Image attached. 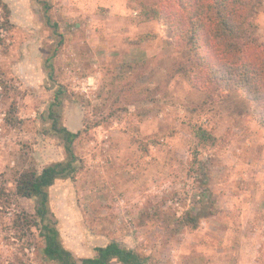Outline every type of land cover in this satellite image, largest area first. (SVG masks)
<instances>
[{"label": "rangeland", "instance_id": "1", "mask_svg": "<svg viewBox=\"0 0 264 264\" xmlns=\"http://www.w3.org/2000/svg\"><path fill=\"white\" fill-rule=\"evenodd\" d=\"M139 1L0 0V264H55L40 228L15 227L34 201L12 195L17 171L64 159L50 110L79 133L77 174L48 190L75 259L114 241L144 264H264V129L243 96L207 102L169 75L189 53ZM250 20L264 46V0ZM186 213L196 228L179 224Z\"/></svg>", "mask_w": 264, "mask_h": 264}, {"label": "trees", "instance_id": "2", "mask_svg": "<svg viewBox=\"0 0 264 264\" xmlns=\"http://www.w3.org/2000/svg\"><path fill=\"white\" fill-rule=\"evenodd\" d=\"M261 3L262 0H143L138 3V11L144 21L165 19L174 46L188 51L189 56L170 71L171 77L181 75L204 90L207 102L213 101L216 91L243 96L250 104L255 122L264 129V46L254 38L250 20ZM49 9L44 3L45 22L56 31L57 25L48 17ZM164 10L166 16L162 14ZM10 110L13 114L14 107ZM58 118L53 110L48 112L49 129L62 141L64 159L40 170L30 167L16 172L12 195L33 200L34 214L22 213L15 227L19 231L40 228L44 240L42 253L55 264H144L133 250L114 241L95 248L94 257L79 260L62 245L49 210L48 190L57 181L74 179L77 174L78 159L73 144L79 133L61 126ZM194 135L200 144L214 142V137L201 127L195 128ZM1 196L7 195L0 189ZM178 221L191 228L198 224L190 213Z\"/></svg>", "mask_w": 264, "mask_h": 264}]
</instances>
